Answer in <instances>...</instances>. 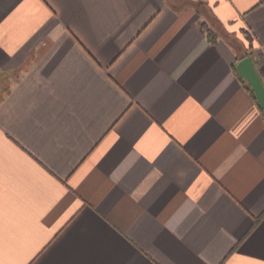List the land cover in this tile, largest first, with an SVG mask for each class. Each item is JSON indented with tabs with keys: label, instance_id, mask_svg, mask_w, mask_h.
Masks as SVG:
<instances>
[{
	"label": "crops",
	"instance_id": "0c3cea01",
	"mask_svg": "<svg viewBox=\"0 0 264 264\" xmlns=\"http://www.w3.org/2000/svg\"><path fill=\"white\" fill-rule=\"evenodd\" d=\"M249 53L264 0H0V264H264Z\"/></svg>",
	"mask_w": 264,
	"mask_h": 264
},
{
	"label": "water",
	"instance_id": "95a60500",
	"mask_svg": "<svg viewBox=\"0 0 264 264\" xmlns=\"http://www.w3.org/2000/svg\"><path fill=\"white\" fill-rule=\"evenodd\" d=\"M239 76L244 79L254 91L258 102L264 112V80L256 67L252 55H248L236 64Z\"/></svg>",
	"mask_w": 264,
	"mask_h": 264
},
{
	"label": "trees",
	"instance_id": "16d2710c",
	"mask_svg": "<svg viewBox=\"0 0 264 264\" xmlns=\"http://www.w3.org/2000/svg\"><path fill=\"white\" fill-rule=\"evenodd\" d=\"M202 26H203L204 31H205L206 34H207V37H208L209 41H210L211 43H213V44L216 43L217 40H218V34H217L216 32H214L212 29H210V28L208 27V25H206L205 23H204ZM245 35H246L247 40H249V41L253 40L252 37L248 34V32H245ZM250 44H251V43H250ZM249 54L253 55L252 53H249ZM233 70H234L235 73L239 76V74H238V72H237V70H236V66H233ZM258 72H259L260 75L262 76V74H261V72H260L259 70H258ZM239 77H240V76H239ZM262 78H263V80H264V77H263V76H262ZM240 79H241V81L243 82V84L245 85V87L247 88V90L250 92L252 98L254 99V101L256 102V104L258 105V107L260 108V110H261V112H262V114H263V116H264V112H263V110H262V108H261V106H260V104H259V102H258V99H257V97H256V95H255V93H254V91L251 89V87L248 85V83H247L244 79H242L241 77H240Z\"/></svg>",
	"mask_w": 264,
	"mask_h": 264
},
{
	"label": "rangeland",
	"instance_id": "374dc122",
	"mask_svg": "<svg viewBox=\"0 0 264 264\" xmlns=\"http://www.w3.org/2000/svg\"><path fill=\"white\" fill-rule=\"evenodd\" d=\"M234 40H236V43L235 44H238L239 45V43H240V40H239V37L238 38H234ZM249 41V40H248ZM249 43H253V40H251V41H249Z\"/></svg>",
	"mask_w": 264,
	"mask_h": 264
}]
</instances>
